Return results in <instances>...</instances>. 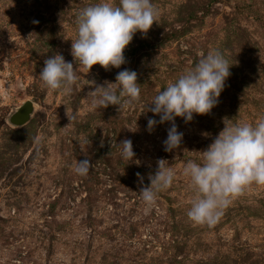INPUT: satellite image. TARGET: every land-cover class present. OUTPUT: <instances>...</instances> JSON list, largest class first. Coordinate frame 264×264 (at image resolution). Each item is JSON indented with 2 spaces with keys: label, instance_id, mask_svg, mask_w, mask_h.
Returning a JSON list of instances; mask_svg holds the SVG:
<instances>
[{
  "label": "rangeland",
  "instance_id": "obj_1",
  "mask_svg": "<svg viewBox=\"0 0 264 264\" xmlns=\"http://www.w3.org/2000/svg\"><path fill=\"white\" fill-rule=\"evenodd\" d=\"M97 2L0 0V264H264V185L246 187L208 226L187 217L195 192L183 175L225 124L264 119V0H153L159 21L135 35L126 64L78 66L70 96L47 89L44 61L60 53L75 66L78 13ZM216 50L232 66L219 103L191 122L177 117L183 141L166 152L171 123L149 133L148 118L159 116L148 105ZM125 68L138 74L140 99L93 108L92 81L115 82ZM125 139L131 162L120 155ZM159 159L175 180L146 204L139 192Z\"/></svg>",
  "mask_w": 264,
  "mask_h": 264
},
{
  "label": "clouds",
  "instance_id": "obj_2",
  "mask_svg": "<svg viewBox=\"0 0 264 264\" xmlns=\"http://www.w3.org/2000/svg\"><path fill=\"white\" fill-rule=\"evenodd\" d=\"M160 10L153 0H98L97 3L81 9L76 20V37L71 39V55L75 62L66 61L56 53L44 61L39 74L43 85L52 91L70 96L78 81L77 67L87 73L94 65L106 71L120 69L127 63L124 55L139 32L146 37L154 23H158ZM38 23V22H37ZM228 60L219 50L210 51L193 67L181 73L155 95L146 112H151L147 130L151 133L157 125L171 123L164 140V150L172 152L180 148L184 133L175 123L180 117L191 122L195 115L210 114L219 103V97L230 77ZM138 74L125 68L116 75L115 82L93 83V108H107L109 105L122 107L138 101L141 85ZM145 112V113H146ZM207 136V133H204ZM121 157L131 162L136 153L131 139L119 142ZM139 163V161H136ZM90 161H77L75 172L86 176ZM183 175L189 180L195 198L187 210L188 219L195 224L215 225L232 200L241 195L251 184L264 185V119L256 123L238 122L226 125L206 150L201 151L199 162L188 161ZM176 173L165 159L157 161V169L150 174V185L141 188L139 194L146 204H153L159 192L169 189ZM143 183V177L137 173Z\"/></svg>",
  "mask_w": 264,
  "mask_h": 264
},
{
  "label": "water",
  "instance_id": "obj_3",
  "mask_svg": "<svg viewBox=\"0 0 264 264\" xmlns=\"http://www.w3.org/2000/svg\"><path fill=\"white\" fill-rule=\"evenodd\" d=\"M124 55H125V57L127 58V54H126V52L124 53ZM30 105V104H29Z\"/></svg>",
  "mask_w": 264,
  "mask_h": 264
}]
</instances>
